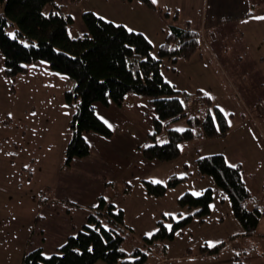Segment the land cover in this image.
Segmentation results:
<instances>
[{
	"label": "rangeland",
	"instance_id": "374dc122",
	"mask_svg": "<svg viewBox=\"0 0 264 264\" xmlns=\"http://www.w3.org/2000/svg\"><path fill=\"white\" fill-rule=\"evenodd\" d=\"M56 2L73 19L68 28L71 37L88 34L83 15L91 12L144 34L156 57L171 25L194 28L211 2L223 9L233 6V0H158L153 7L144 0ZM3 10L4 4L0 14ZM7 32L15 34L16 27L10 26ZM215 33L217 42L209 44L200 38L190 58H179L176 63L163 59L161 72L178 90H200L209 96L229 117L231 129L223 137L197 136L182 142L181 156L168 162L144 157L142 150L163 143L164 136L153 137L156 112L150 99L132 94L140 100L133 108L127 101L109 107L95 104L97 115L112 125L113 134L86 133L90 155L75 158L66 167L65 150L73 136L70 122L75 112V104L67 100L72 83L42 60L28 63L26 71L16 76L7 75L0 51V264H22L23 257L39 247L47 256L58 254L63 237L82 229L86 213L101 197H108L107 202L124 212V249L129 253L141 249L147 255L144 264H264V236L257 249L247 247L250 241L239 235L243 227L229 195L212 176H199L196 163L199 158L221 154L228 164L241 166L248 189L255 195L262 193L264 113L260 115L257 108L264 105V20L227 23ZM189 107L192 116H197V101ZM187 126L185 119L170 124L180 130ZM172 176L183 180L168 187L165 195L147 192L146 181L168 185ZM120 182L130 184L128 193H120ZM208 188L214 199L204 222L195 218L176 230L172 240L145 245L144 238L158 230L160 220L171 225L167 227L171 230L174 222L195 212L179 205L182 195L203 194ZM260 232L264 234V223ZM221 244L225 245L218 256L201 252L202 247Z\"/></svg>",
	"mask_w": 264,
	"mask_h": 264
},
{
	"label": "trees",
	"instance_id": "16d2710c",
	"mask_svg": "<svg viewBox=\"0 0 264 264\" xmlns=\"http://www.w3.org/2000/svg\"><path fill=\"white\" fill-rule=\"evenodd\" d=\"M150 7V0H144ZM4 4L0 14V51L4 58L6 74L16 76L26 71L28 63L42 60L54 71L68 77L72 90L67 100L75 104L70 122L72 138L65 150V166H71L75 158L90 155L91 145L85 137L96 132L111 137L113 132L97 115L95 104L104 107L111 104L123 105L126 99L137 94L151 100L156 116L153 137L166 135L163 143L145 147L143 155L158 162L173 161L181 156V143L197 136L223 137L230 130L228 116L212 104L204 92L194 93L178 90L165 81L161 68L163 59L172 63L180 58H190L198 49L200 35L188 27L171 25L164 43L159 46L158 56L152 55L153 45L142 33H129L123 25L100 19L94 13H84L88 34L71 37L68 28L73 23L56 0H0ZM16 27L15 39L8 35V28ZM24 41L27 42L25 44ZM196 100L197 116H192L189 104ZM185 119L188 126L177 131L170 124ZM201 132H198L197 129ZM221 154L196 160L201 177L212 176L231 199L235 217L243 227L246 236L253 235L264 217V207L251 208L253 196L243 179L240 165L229 167ZM183 179L172 176L168 185L145 182L146 190L154 196H163L168 187L178 185ZM131 189L125 187L126 193ZM213 190L208 188L200 196L185 193L179 199L181 207L195 209V212L174 222L169 230L162 220L158 230L144 238L145 245L152 246L172 240L176 230L195 218L205 221L211 212ZM99 207H92L86 224L76 234L70 235L58 254L47 260L43 248L26 254L22 264H95L102 260L108 264H144L147 255L135 248L132 253L124 249V212L113 203L100 198ZM225 244L201 252L218 256ZM91 248L92 251H88ZM120 249H124L121 252Z\"/></svg>",
	"mask_w": 264,
	"mask_h": 264
},
{
	"label": "crops",
	"instance_id": "0c3cea01",
	"mask_svg": "<svg viewBox=\"0 0 264 264\" xmlns=\"http://www.w3.org/2000/svg\"><path fill=\"white\" fill-rule=\"evenodd\" d=\"M215 2H220L221 0H214ZM264 13V0H233V6L227 9H223L221 8L219 5H216L214 3H210V5L205 8V13L202 17L201 21H198L197 23H195V27L192 28L191 25V21H187V24L189 25L190 28H192V30L196 31L199 33L200 38L207 43L211 44V43H215L217 42V36L215 31L216 30H221L224 24L227 23H242V24H249L251 22H253V20L256 19V17H258V15H262ZM246 21V22H245ZM170 26V25H169ZM225 37H227V34L225 35ZM126 101L128 102V106L130 108H133L140 100L137 99L135 100V98L133 96H129ZM151 101V100H150ZM261 107V109H260ZM258 113H260V115L264 113V105H258ZM249 119L253 120V117L251 115H249ZM231 129V128H230ZM198 132H201V130L198 128L197 129ZM227 135V134H226ZM164 136V141L166 140V135ZM204 136V135H202ZM206 137V136H205ZM163 141V142H164ZM245 184L248 186V184L245 181ZM119 185V189H120V193H126L125 191V187L124 186V182H120L118 183ZM250 187V186H248ZM250 192L252 194L253 198V202L251 204V208H254L255 206H259V207H264V187L262 189V193L261 194H257L255 195V193H253L252 189H250ZM261 195V196H259ZM259 196V197H257ZM94 207V206H93ZM87 212L86 216H88ZM85 216V223H83V226L86 224L87 221V217ZM262 223H264V217L261 218L258 228L256 230V232L253 235L250 236H246L244 234V231L242 232V235L244 238H246V242L250 241V243L247 245V247L250 248L251 247H255V249L258 248L259 246V238L261 236H264L263 233L260 232V227L262 225ZM263 234V235H260ZM72 235L71 233L68 236H64V240L66 242V239ZM74 235V234H73ZM64 244V243H63ZM204 256H212L209 254H205L202 253ZM214 257V256H212Z\"/></svg>",
	"mask_w": 264,
	"mask_h": 264
},
{
	"label": "snow or ice",
	"instance_id": "6c2138e0",
	"mask_svg": "<svg viewBox=\"0 0 264 264\" xmlns=\"http://www.w3.org/2000/svg\"><path fill=\"white\" fill-rule=\"evenodd\" d=\"M157 2H158V0H151V3H152V4H157ZM100 19L103 20V19H105V18H104L103 16H101ZM256 19L264 20V16L256 17ZM110 22H111V21H109V23H110ZM245 22H246V21H245ZM117 27H119V25H117ZM127 31H128L129 33H132V32L134 31V29L131 28V27H128V28H127ZM8 35H9L12 39H15V38H16L14 33H9ZM149 43H151V41H149ZM222 111H223V109H222ZM101 119L103 120L104 118L101 117ZM104 123L107 124L109 128L112 127V125L109 124L107 120H104ZM229 126H231V125H229ZM177 131H182V130L178 129ZM225 162L227 163V160H226ZM229 167H236V165H234V164H229ZM152 183L160 184L161 181H160V180H153ZM201 194H202V193H199V192H193V193H192V195H194V196H199V195H201ZM103 199H104V200H107L108 197H103ZM94 207H99V206H98V205H94ZM165 215H171V214H170V213H166ZM167 227L171 228V225H168ZM148 235L151 236L152 233H149ZM213 246H214V245H213ZM61 247H63V245H61ZM88 251H92V249L89 248ZM120 251H121V252H124L125 250H124V249H120ZM41 255L44 256L45 259H47V260H51V257H50V256H47L45 253H41ZM237 255H238V254H237Z\"/></svg>",
	"mask_w": 264,
	"mask_h": 264
}]
</instances>
